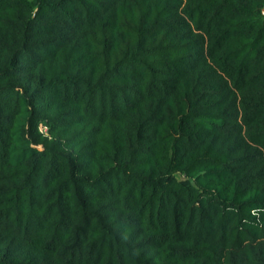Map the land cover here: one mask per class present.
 Listing matches in <instances>:
<instances>
[{
    "label": "trees",
    "instance_id": "trees-1",
    "mask_svg": "<svg viewBox=\"0 0 264 264\" xmlns=\"http://www.w3.org/2000/svg\"><path fill=\"white\" fill-rule=\"evenodd\" d=\"M0 264H264V0H0Z\"/></svg>",
    "mask_w": 264,
    "mask_h": 264
},
{
    "label": "rangeland",
    "instance_id": "rangeland-1",
    "mask_svg": "<svg viewBox=\"0 0 264 264\" xmlns=\"http://www.w3.org/2000/svg\"><path fill=\"white\" fill-rule=\"evenodd\" d=\"M41 127V126H40ZM45 127L42 126V129H44Z\"/></svg>",
    "mask_w": 264,
    "mask_h": 264
},
{
    "label": "built area",
    "instance_id": "built-area-1",
    "mask_svg": "<svg viewBox=\"0 0 264 264\" xmlns=\"http://www.w3.org/2000/svg\"><path fill=\"white\" fill-rule=\"evenodd\" d=\"M40 128H42V126Z\"/></svg>",
    "mask_w": 264,
    "mask_h": 264
}]
</instances>
